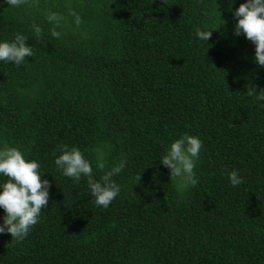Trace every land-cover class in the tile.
Wrapping results in <instances>:
<instances>
[{
    "label": "trees",
    "instance_id": "1",
    "mask_svg": "<svg viewBox=\"0 0 264 264\" xmlns=\"http://www.w3.org/2000/svg\"><path fill=\"white\" fill-rule=\"evenodd\" d=\"M244 2L0 0V40L22 33L34 52L0 61V147L37 160L50 183L26 238L0 234V264H264V101L246 95L264 90V66L234 34ZM198 28L213 30L206 44ZM185 133L203 143L198 183L180 188L159 161ZM61 145L97 179L126 157L107 208L86 178L61 174Z\"/></svg>",
    "mask_w": 264,
    "mask_h": 264
},
{
    "label": "clouds",
    "instance_id": "2",
    "mask_svg": "<svg viewBox=\"0 0 264 264\" xmlns=\"http://www.w3.org/2000/svg\"><path fill=\"white\" fill-rule=\"evenodd\" d=\"M23 2L24 0H7L11 6H19ZM234 2L235 0H231V3ZM234 16L238 18L234 34L239 36L243 33L245 38L255 45L254 60L258 65L264 66V0H245L235 9ZM47 19L58 23L56 13L49 14ZM80 22L77 15L75 19L77 26ZM32 27L39 38L41 27L37 24H33ZM212 32L213 30L198 28L195 35L206 44ZM51 35L59 38L61 33L53 29ZM26 41L27 38L22 33H17L11 41L0 40V61L19 66L26 57H33V49ZM246 95L264 101V90L257 92L254 86L248 87ZM202 143L198 136L185 133L171 142L159 161L170 170L171 179H179L180 188H188L198 183L199 177L194 169ZM59 152L54 163L61 174L71 178L75 183L86 178L91 200L95 205L107 208L120 194L121 185L113 177L126 167V157L121 158L119 163L104 171L97 179L94 177L91 162L77 146L61 145ZM96 166L104 168L102 161H98ZM238 171L233 169L227 173L228 180L234 187L243 182V177ZM43 176L44 172L37 160L27 158L16 147L7 145L0 147V177L8 178L0 182V209L5 213L0 222V234L9 233L12 239L22 241L32 226L38 222L41 210L48 206L49 201L50 183L48 179H42Z\"/></svg>",
    "mask_w": 264,
    "mask_h": 264
}]
</instances>
